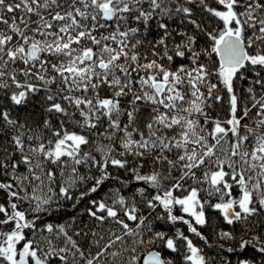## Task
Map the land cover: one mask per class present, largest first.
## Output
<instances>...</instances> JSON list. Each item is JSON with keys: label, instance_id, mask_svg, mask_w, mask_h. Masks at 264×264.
I'll return each instance as SVG.
<instances>
[{"label": "snow or ice", "instance_id": "6c2138e0", "mask_svg": "<svg viewBox=\"0 0 264 264\" xmlns=\"http://www.w3.org/2000/svg\"><path fill=\"white\" fill-rule=\"evenodd\" d=\"M0 264H264V0H0Z\"/></svg>", "mask_w": 264, "mask_h": 264}]
</instances>
